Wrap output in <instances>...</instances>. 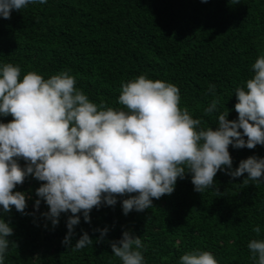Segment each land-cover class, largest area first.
Returning <instances> with one entry per match:
<instances>
[{"label":"trees","instance_id":"obj_1","mask_svg":"<svg viewBox=\"0 0 264 264\" xmlns=\"http://www.w3.org/2000/svg\"><path fill=\"white\" fill-rule=\"evenodd\" d=\"M261 55L264 0H47L13 10L10 19L0 16V69L19 66L21 80L32 71L44 79L68 71L90 102L124 111L118 103L122 84L140 75L172 83L180 89L181 110L187 108L201 127L213 130L226 109L227 119H237L235 89L246 87ZM209 85H215L214 94ZM217 98V110L205 115ZM11 120L0 116V123ZM228 151L233 170L250 156L264 158V145H229ZM17 162L26 164L22 158ZM191 175L178 177L174 191L153 199L144 211L123 213L122 200L133 193L117 196L114 206L94 207L89 222L77 213L72 247L62 243L72 214L61 213L53 226L42 215L47 204L36 195L44 182L28 175L13 189L25 194L26 214L14 207L4 213L0 206V219L13 229L7 239L14 242L4 264H122L110 244L128 230L145 245L144 264H180L192 251L210 252L217 264H257L248 244L264 240V181L245 185L247 173L233 178L218 171L213 187L200 193ZM257 226L259 234L253 231ZM84 232L93 244L73 251Z\"/></svg>","mask_w":264,"mask_h":264},{"label":"clouds","instance_id":"obj_2","mask_svg":"<svg viewBox=\"0 0 264 264\" xmlns=\"http://www.w3.org/2000/svg\"><path fill=\"white\" fill-rule=\"evenodd\" d=\"M47 0H0V16L11 18L29 4ZM254 76L246 87H237L234 110L237 119H227L229 110L220 112L217 127H201L187 108H180V89L168 82L151 80L144 75L121 85L118 103L127 111L106 107L104 102H90L78 90L76 79L68 71L44 79L28 72L20 79V67L5 64L0 69V116L12 120L0 123V206L4 213L14 207L26 214L25 194L13 189L31 175L42 185L36 195L49 211L42 213L53 226L61 213L70 215L68 232L62 243L72 247L74 226L85 222L89 213L101 203L116 204L122 200L123 213L152 207L153 199L170 195L177 178L191 173L194 190L204 192L214 185L218 171L230 177L247 173L243 184L264 181V158L250 156L232 169L228 148L254 149L264 145V55L252 65ZM215 93V85H209ZM219 99H213L205 115L217 110ZM242 129V132L239 131ZM244 137H247L245 140ZM22 158V168L17 162ZM224 166V167H222ZM37 199L34 208H38ZM257 234L260 227L253 229ZM107 228L100 230L102 239ZM13 235L9 222L0 219V264H4ZM93 244L84 232L73 251ZM112 253L122 264H144L145 245L130 230L110 244ZM248 248L257 264H264V240H251ZM180 264H217L208 251H192L180 257Z\"/></svg>","mask_w":264,"mask_h":264}]
</instances>
